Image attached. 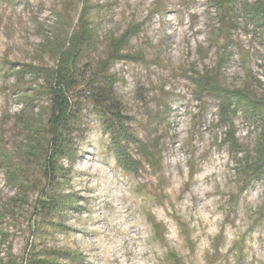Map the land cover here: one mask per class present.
Listing matches in <instances>:
<instances>
[{
  "label": "rangeland",
  "instance_id": "1",
  "mask_svg": "<svg viewBox=\"0 0 264 264\" xmlns=\"http://www.w3.org/2000/svg\"><path fill=\"white\" fill-rule=\"evenodd\" d=\"M244 1L254 0H235L220 80L264 100V25L242 17ZM213 25L208 0H0V264H264V175L244 177L221 142L217 101L197 100L188 79L217 66ZM81 31L70 90L78 118L48 186L28 142L45 146L43 73ZM105 80L131 136L117 144L130 168L114 148V117L92 102ZM233 127L253 157L258 129L239 112ZM8 154L28 182L20 202ZM49 199L58 207L37 213Z\"/></svg>",
  "mask_w": 264,
  "mask_h": 264
},
{
  "label": "trees",
  "instance_id": "2",
  "mask_svg": "<svg viewBox=\"0 0 264 264\" xmlns=\"http://www.w3.org/2000/svg\"><path fill=\"white\" fill-rule=\"evenodd\" d=\"M208 2L209 7L213 9L214 25L211 35L219 53V60L214 69L194 71L188 79L193 85V93L197 96V100H200L201 97H209L217 101V124L225 129L224 138L221 142L228 144L232 154L236 156L240 155V159L236 161V164L242 168L244 177L251 180L252 178L264 175V100L259 99L248 90L229 89L221 84V62H223L226 55V50L231 40L230 32L234 29V23L236 22V17L232 16L235 11L236 2L235 0H208ZM239 11L242 17L250 21L252 25H264V6L262 0H254L252 3L244 1L240 5ZM84 32L87 33L88 31L84 30ZM84 32L81 31L79 34L73 35V40L71 39L69 46L61 53L56 68L43 73L47 94L50 97V117L46 130L47 139L45 146L42 145V141L32 139L28 142V147L30 152L41 160L43 176L48 182V186L54 184V178L60 168L59 163L62 159L69 157L68 154L72 146L78 112L77 108L73 106L70 90L75 83V61L78 58L76 49L81 44V38L85 36ZM114 45L116 46V43ZM120 52L121 49H117L116 55H119ZM25 68L32 75L38 76L41 74V71L34 70L31 66ZM108 82V80H105V85L108 88L104 90L103 94L99 92L94 94L92 102L96 109L103 110L106 115L110 114L114 117L116 128L112 126L111 122L109 125L112 139L114 140V144H116L114 148L119 154V159L124 160L126 168H130L128 165L130 164L129 157L125 154V150L119 145L118 147L117 144L120 143L121 139L126 142L129 141L131 136L124 126L123 118L120 115L114 95L109 89L111 85H108ZM237 112L243 116L246 122L251 123L258 129L253 147V157L250 156L248 151L241 149L235 137L233 117ZM149 151L146 148L143 149L144 156L147 159L151 156ZM2 162L6 164L4 169L6 170L8 183L17 188L15 198L20 202L26 196L28 184L24 172L20 167L11 166L9 154L2 156ZM57 200L39 201L35 206L36 212L39 214L49 213L50 210L58 207L59 202ZM0 212V214L3 213L2 211ZM3 264L17 263L13 260V257H6V262ZM28 264L51 263L34 259L28 262Z\"/></svg>",
  "mask_w": 264,
  "mask_h": 264
},
{
  "label": "bare ground",
  "instance_id": "3",
  "mask_svg": "<svg viewBox=\"0 0 264 264\" xmlns=\"http://www.w3.org/2000/svg\"><path fill=\"white\" fill-rule=\"evenodd\" d=\"M134 240V239H133ZM133 246V245H132ZM154 257V256H153ZM122 259V258H121Z\"/></svg>",
  "mask_w": 264,
  "mask_h": 264
}]
</instances>
